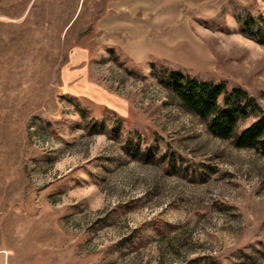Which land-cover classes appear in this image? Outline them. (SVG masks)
<instances>
[{
	"label": "rangeland",
	"instance_id": "1",
	"mask_svg": "<svg viewBox=\"0 0 264 264\" xmlns=\"http://www.w3.org/2000/svg\"><path fill=\"white\" fill-rule=\"evenodd\" d=\"M108 1L0 0V264H264V157L186 111L165 59L102 43ZM225 6L192 25L212 71L190 69L264 107V44Z\"/></svg>",
	"mask_w": 264,
	"mask_h": 264
},
{
	"label": "crops",
	"instance_id": "2",
	"mask_svg": "<svg viewBox=\"0 0 264 264\" xmlns=\"http://www.w3.org/2000/svg\"><path fill=\"white\" fill-rule=\"evenodd\" d=\"M233 1L245 4L251 0ZM225 2L227 0H109L105 12L95 21L97 36L102 43L119 48L143 68L153 55L182 67L212 71L208 50L203 48L201 54L196 51L195 36L199 35L192 25L197 18L206 20L213 16ZM227 13L229 16V11ZM72 56L85 59L87 51L78 48Z\"/></svg>",
	"mask_w": 264,
	"mask_h": 264
},
{
	"label": "trees",
	"instance_id": "3",
	"mask_svg": "<svg viewBox=\"0 0 264 264\" xmlns=\"http://www.w3.org/2000/svg\"><path fill=\"white\" fill-rule=\"evenodd\" d=\"M226 3L240 32L264 44V19L253 16L250 3L233 0ZM225 8V4L222 5L215 18L220 17ZM104 12L105 9L98 15ZM149 59V66L153 67L156 57L151 55ZM162 64L179 104L198 116L210 134L220 139H231L235 147L251 148L264 157V107L254 93L239 85L230 86L225 80H218L206 72H195L167 60ZM250 114L255 118L243 128H238L237 118H246Z\"/></svg>",
	"mask_w": 264,
	"mask_h": 264
}]
</instances>
